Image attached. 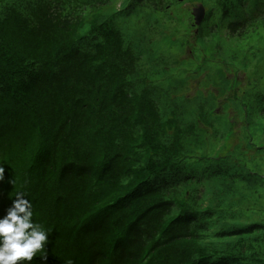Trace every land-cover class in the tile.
<instances>
[{
	"label": "trees",
	"instance_id": "1",
	"mask_svg": "<svg viewBox=\"0 0 264 264\" xmlns=\"http://www.w3.org/2000/svg\"><path fill=\"white\" fill-rule=\"evenodd\" d=\"M84 11L0 3V217L24 192L50 232L25 264H264V210L231 194L238 117L168 111L112 17Z\"/></svg>",
	"mask_w": 264,
	"mask_h": 264
},
{
	"label": "rangeland",
	"instance_id": "2",
	"mask_svg": "<svg viewBox=\"0 0 264 264\" xmlns=\"http://www.w3.org/2000/svg\"><path fill=\"white\" fill-rule=\"evenodd\" d=\"M39 1L51 0L0 3L25 10ZM62 1L84 8L85 16L92 13L112 17L124 45L140 62L142 59L143 65L138 64L137 69L140 81L146 85L151 82L158 91L167 92V101L160 105L168 111L195 120L199 128L204 111L207 113L211 107L218 110L211 119L223 122L234 116L231 113L238 117L236 138L228 144L231 194L234 202L244 206L251 203L254 210H264V149L255 147L264 139V0ZM197 4L203 7L205 17L195 33L190 11ZM232 23L244 27L233 32L234 28L229 29ZM202 59L206 66L198 75H191L190 69ZM234 79L236 90L226 103L221 94L228 80ZM173 113L167 117L175 118L171 117ZM226 131L225 127L218 129V136Z\"/></svg>",
	"mask_w": 264,
	"mask_h": 264
},
{
	"label": "clouds",
	"instance_id": "3",
	"mask_svg": "<svg viewBox=\"0 0 264 264\" xmlns=\"http://www.w3.org/2000/svg\"><path fill=\"white\" fill-rule=\"evenodd\" d=\"M4 169L0 168V180ZM11 207L0 217V264L32 262L39 252H45L50 232L33 220L32 202L24 192H17ZM46 259V254L40 256ZM71 264V261H68Z\"/></svg>",
	"mask_w": 264,
	"mask_h": 264
},
{
	"label": "water",
	"instance_id": "4",
	"mask_svg": "<svg viewBox=\"0 0 264 264\" xmlns=\"http://www.w3.org/2000/svg\"><path fill=\"white\" fill-rule=\"evenodd\" d=\"M192 15L194 16L195 19V25L198 26L204 16L203 7L201 5H198L197 8L192 11Z\"/></svg>",
	"mask_w": 264,
	"mask_h": 264
}]
</instances>
